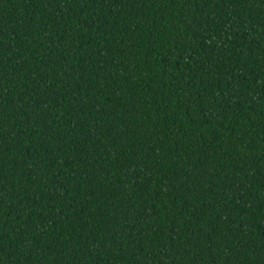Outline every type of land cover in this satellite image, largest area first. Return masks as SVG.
<instances>
[{
  "label": "trees",
  "instance_id": "1",
  "mask_svg": "<svg viewBox=\"0 0 264 264\" xmlns=\"http://www.w3.org/2000/svg\"><path fill=\"white\" fill-rule=\"evenodd\" d=\"M0 264H264V0H0Z\"/></svg>",
  "mask_w": 264,
  "mask_h": 264
}]
</instances>
